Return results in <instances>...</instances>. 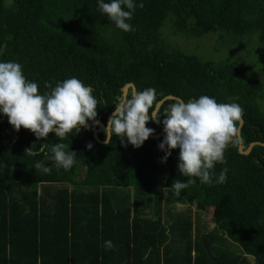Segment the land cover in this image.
<instances>
[{"label":"trees","instance_id":"1","mask_svg":"<svg viewBox=\"0 0 264 264\" xmlns=\"http://www.w3.org/2000/svg\"><path fill=\"white\" fill-rule=\"evenodd\" d=\"M134 2L127 22L135 31L124 32L98 0H0V62L21 64L40 94L51 91L46 84L79 79L93 89L104 124L126 82L136 91L154 88L158 100L207 95L238 103L244 148L264 142V0ZM209 33L239 57L203 59L168 42L170 34ZM175 101H164L161 114ZM146 127L161 129L151 121ZM94 130L37 140L0 113V264H37L38 257L41 264H264V146L242 154L230 145L212 184L193 178L177 195L172 183L188 178L178 170L179 149L161 162L164 132L134 148L115 135L100 143ZM98 137L105 140L104 131ZM58 142L77 154L70 170L51 159ZM37 162L51 172L36 170ZM224 168L226 182L217 183Z\"/></svg>","mask_w":264,"mask_h":264},{"label":"clouds","instance_id":"2","mask_svg":"<svg viewBox=\"0 0 264 264\" xmlns=\"http://www.w3.org/2000/svg\"><path fill=\"white\" fill-rule=\"evenodd\" d=\"M143 6V3L139 4L140 8ZM98 7L117 28L124 32L135 31L127 22L132 19L137 7L134 0H111L109 3L98 0ZM45 87L51 91L40 94L39 85L26 79L21 64L0 62V113L7 116L15 131L19 132L21 128L29 130L37 140L44 141L50 133H54L62 141L70 134H79L82 128L94 130L100 124L97 119L98 101L93 89L86 87L82 81L72 77L58 82L54 88L50 84ZM158 103L154 88L120 97L103 129L104 143L111 144L115 135L125 147L131 144L140 148L155 133V129L146 125L150 121L162 123L165 135L158 148L165 155L161 162L167 161L172 150L179 149L178 170L188 178L186 182L175 180L171 185L174 192L179 195L194 184L196 181L193 178L212 184L215 165L226 164L225 151L230 145L238 143L237 124L243 117V108L238 103H217L207 95L188 102L176 100L164 109L163 114ZM161 116L164 117L162 121ZM89 121L93 122L91 128ZM125 137L127 144L124 143ZM46 147L49 145H42V149ZM50 147L56 168L62 167L67 171L76 163L77 154L66 151L67 144L58 142ZM86 147L91 149L93 145L88 143ZM26 153L37 155L32 148ZM34 168L44 174L51 172V168L41 162H37ZM226 174L227 168H224L216 182H226ZM113 247L112 241H105L106 249ZM37 264H41L40 257Z\"/></svg>","mask_w":264,"mask_h":264},{"label":"rangeland","instance_id":"3","mask_svg":"<svg viewBox=\"0 0 264 264\" xmlns=\"http://www.w3.org/2000/svg\"><path fill=\"white\" fill-rule=\"evenodd\" d=\"M215 36H218V34L209 33L208 35H205L203 37L198 36V37H190V38L180 35L170 34L169 37L171 39H168V42L184 50L185 52L196 54L203 59H212L215 61H220V59H224V58H229L233 60L239 57L236 52H234V54L231 53V50L232 49L234 50V48L228 47L227 42L219 43L218 41H216L215 43L213 38ZM248 50L252 51L253 48L250 45L249 46L247 45L246 52L247 53L251 52ZM260 62L259 63L261 65L264 64V60H261ZM210 225L211 227L213 226L212 224ZM228 243L230 245L232 244L230 241H228ZM232 245L236 248V245L234 244Z\"/></svg>","mask_w":264,"mask_h":264},{"label":"water","instance_id":"4","mask_svg":"<svg viewBox=\"0 0 264 264\" xmlns=\"http://www.w3.org/2000/svg\"><path fill=\"white\" fill-rule=\"evenodd\" d=\"M131 89V93H134L136 92V87L134 85L133 82H126L122 87H121V97H127V92H128V89ZM168 99H175V100H182L180 97H177V96H174V95H166L164 97H162L161 99L158 100V107H160L164 101L168 100ZM115 108L111 111V113L109 114V117L112 115V113L114 112ZM108 117V118H109ZM108 120V119H107ZM100 121V120H99ZM243 118L241 119V121L238 122L237 124V127H238V152L239 153H242V154H248L251 152L252 148L255 146V145H260V146H264V142L263 141H252L248 144V146L246 148H244V145L242 143V138H241V127L243 125ZM89 125H92V121H89L88 122ZM155 123V122H154ZM156 124V123H155ZM107 125V121L106 123L104 124L102 121H100V124L97 125L96 129L93 131V136L94 138L100 142V143H104L105 140H101L99 137H98V133L103 131L104 127ZM160 126V131L152 136H150V138H157V137H160L163 132H164V126L162 124H157ZM106 139V138H105Z\"/></svg>","mask_w":264,"mask_h":264},{"label":"crops","instance_id":"5","mask_svg":"<svg viewBox=\"0 0 264 264\" xmlns=\"http://www.w3.org/2000/svg\"><path fill=\"white\" fill-rule=\"evenodd\" d=\"M192 212H193V214L195 213V209H194V208H193V211H192ZM210 224H212V225L214 226V224H213V223H210ZM210 224H209V228H212L213 226L211 227V225H210ZM229 245H230V244H229Z\"/></svg>","mask_w":264,"mask_h":264}]
</instances>
